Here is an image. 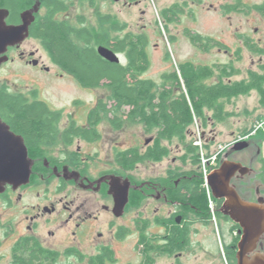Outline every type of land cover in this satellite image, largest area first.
Listing matches in <instances>:
<instances>
[{
    "label": "trees",
    "instance_id": "1",
    "mask_svg": "<svg viewBox=\"0 0 264 264\" xmlns=\"http://www.w3.org/2000/svg\"><path fill=\"white\" fill-rule=\"evenodd\" d=\"M38 1L40 7L44 9V14L35 15L29 29L30 36L39 40L51 61L70 74L81 87L90 90L104 88L107 94L104 99H98L89 110L86 126L83 127L68 116L69 125L60 132L57 124L63 117L62 110L48 107L39 99L37 90L26 93L12 92L9 86L2 82L0 119L13 133L22 137L29 158L38 148L53 146L59 135L63 144L69 146L76 139L88 143L99 141L101 133L98 128L103 122L113 130H119L127 123L140 125L144 134L152 136V142L143 150L135 147L114 152L113 159L117 168L112 172L122 176H127L128 171L141 163L161 162L168 156L164 142L179 141L186 146V154L190 156L192 167L186 172L170 170L162 181L167 187V199L177 205L175 210L178 212L177 215L182 217V223L177 225L174 220L175 226L168 230V223L173 219L157 218L154 221L137 219L134 227L139 234V240L135 249L141 255L138 264H155L158 256L165 254L171 257L188 250L192 232L189 218L194 217L205 226L211 219L210 194L205 187L198 150L186 141L190 137V129L195 120L199 122L203 132L226 120L231 116L226 106L233 99L249 95L251 92L258 94L259 103L264 108V64H260L257 71L248 70L246 78L241 80H232L240 74L233 60L212 66L178 64L176 65L178 71L163 72L158 82L153 81L143 78L150 67L146 53L148 46L146 37L128 31L126 23L120 22L110 14L96 12V22L93 25L88 24L87 19L79 15L76 23L72 24L58 18L60 13L69 10L71 3L68 4L67 0H1L0 5L8 10V22L14 24L19 22L21 13L30 10ZM78 1L81 4L88 1L91 6L96 2ZM190 3L201 5L203 0H184L161 11L160 16L166 30L169 24L178 22ZM220 9L225 15L232 13L247 15L254 12L264 18V0L254 5H245L243 0H233L231 4H223ZM186 36L191 45L203 52L212 49L227 50L224 45L210 37L188 30ZM238 38L251 53L263 55L264 51L251 38L245 35H239ZM168 41L174 43V38L169 36ZM101 46L115 53L120 58V63L112 64L105 61L97 51ZM240 51L239 48L233 53L237 61L241 58ZM165 58L170 61L168 52ZM37 152H40L36 154L40 157H49L47 153L43 155L42 151ZM68 157L70 161L80 162V157L76 153H71ZM262 165L259 178L264 185V162ZM32 169L33 172L39 171L35 166ZM38 178L32 173L31 183L36 182ZM132 193L131 200L141 201L145 198L139 191ZM213 202L217 209L215 211L217 221L231 223L238 233L239 226L219 213L221 200L213 199ZM163 223L167 231L150 233L151 228L162 227ZM127 234L128 229L122 227L117 238L122 240ZM239 237L238 234V238L224 247L229 264H236L235 244ZM74 254L79 263L84 261L82 254L79 252ZM58 258L55 252L33 249L27 251L24 258L15 257L10 264H58ZM113 263L114 255L107 248L88 262V264Z\"/></svg>",
    "mask_w": 264,
    "mask_h": 264
},
{
    "label": "rangeland",
    "instance_id": "2",
    "mask_svg": "<svg viewBox=\"0 0 264 264\" xmlns=\"http://www.w3.org/2000/svg\"><path fill=\"white\" fill-rule=\"evenodd\" d=\"M71 3L69 11L58 18L68 20L72 24L77 21V16L82 15L87 19L88 24H95L96 12L110 14L120 22L126 23L128 31L135 34L144 35L147 39L146 53L149 58V70L143 78L159 81L163 72L172 70L178 71V64L208 65L226 64L233 60L235 68L240 72L232 80L246 78L248 70H256L260 64H264V53L262 56L251 53L239 35L248 36L259 48L264 51V18L250 12L249 14L232 13L223 14L220 9L223 4H231L233 0H203L201 5L189 4L177 23L169 24L168 30L164 28L160 13L163 9L184 0H120L117 3L111 1L96 0L93 6L89 3L81 4L78 0H67ZM263 0H243L245 5L260 4ZM192 31L205 37H210L224 45L227 50L212 49L203 52L191 45L186 36V31ZM169 36L174 38V43L168 41ZM23 48L28 51H36L40 56L44 66L51 70L49 75L36 71L22 65L19 61L10 63L3 71H0V82L9 86L12 92L26 93L37 90L39 99L46 102L54 110H64V119L60 128L67 120V114L71 115L78 124L87 125V114L91 107L100 98L106 97V90L99 88L95 90L80 88L79 85L70 78H59L54 75L53 66L48 56L40 49V45L35 40H28L23 44ZM240 48V59L237 61L233 53ZM170 55V61L166 60V53ZM11 57H14L11 54ZM123 62V58H121ZM57 72H59L57 70ZM226 110L231 116L226 120L209 127L206 131L200 129V124L196 120L190 129V137L186 139L187 144L196 147L201 160L202 173H210L218 168L222 161L229 160L241 163L253 170L252 174L241 181L234 182L241 197L248 201H256L255 190L263 191L259 174L264 162V108L259 103V96L255 92L249 95L240 96L233 99L226 106ZM101 139L93 143L75 141L72 147L64 146L62 141L58 142L57 148L60 151L69 153L80 150L82 156L91 160V169L109 170L117 168L114 163V152L116 150H126L129 148H145L151 142V135L144 134L140 125L125 124L119 130H113L106 122L101 123L98 128ZM246 141L249 147L241 151H233V147L238 142ZM164 147L168 149V156L159 163L145 162L137 165L126 175L138 182L152 179L164 180L171 171H189L192 167L190 156L186 154V146L177 140L164 142ZM66 147V148H65ZM58 151V150H57ZM55 182L51 180L44 183V186L35 190H19L15 194L20 195L18 204L13 208L3 209L0 206V223L10 221L15 229V234H22L25 207L37 204V194L45 193L54 196ZM133 195V194H132ZM253 198L255 200H253ZM18 197H13L16 201ZM210 195L209 209L211 219L208 225L195 220L194 217L188 220L191 223L190 247L188 250L179 252L177 256L169 258L165 254L156 257V264H229L226 258L225 246H229L234 239L238 238V233L233 229L231 223L221 220L217 221L215 211L217 210ZM156 210L160 218L165 220L173 219L168 223V230L175 226L174 217L178 213L172 205L162 204L154 198L145 197L141 201L131 200L126 208V216L120 224L131 229L132 234L121 242L112 241L106 236L103 241L110 242L115 250L118 264H138L141 255L136 251L135 246L139 240V234L135 230L134 219H147L152 221ZM170 215V218H169ZM169 222V221H167ZM182 223V221H181ZM180 223V224H181ZM177 223V225H180ZM43 229V228H41ZM167 231V228L153 227L151 234H158ZM240 236V235H239ZM240 238V237H239ZM53 241V240H51ZM13 238L5 241L0 234V253L8 258ZM237 243L235 244L237 246ZM264 251V237L261 240ZM82 249V246L80 247ZM85 252V250H83Z\"/></svg>",
    "mask_w": 264,
    "mask_h": 264
},
{
    "label": "flooded vegetation",
    "instance_id": "3",
    "mask_svg": "<svg viewBox=\"0 0 264 264\" xmlns=\"http://www.w3.org/2000/svg\"><path fill=\"white\" fill-rule=\"evenodd\" d=\"M84 3H88V1H84ZM70 8L71 5L69 9ZM0 10L8 12V10L1 5ZM67 12L60 13L58 17ZM43 14L44 9L40 7L37 15L42 16ZM8 17L9 13L5 19L7 25L17 26L21 24V19L18 23H9ZM65 21L69 22L68 20ZM30 39L37 41L40 45V49L47 55L41 42L37 39H33L29 32V37H27L20 45L8 47L7 51L0 56V58L7 57L6 61L0 63V71H3L8 65H10V63L19 61L22 65L36 71L44 72L47 75L51 73V70L44 66L40 61V56L36 58V53L39 52L38 50L28 51L23 48V44ZM11 54H13L14 57H11ZM48 59L53 66V70L56 69L54 75L59 78L72 77L58 65L53 63L49 57ZM57 70L59 72H57ZM76 83L79 85L78 82ZM79 87L83 88L80 85ZM44 103L47 104L46 102ZM47 106L50 107L48 104ZM62 112L63 117L57 124L60 132L68 127L70 122L68 116L71 117L70 114H67V120L65 121V124H63L64 126L60 128L61 122L65 118L64 110H62ZM71 119L73 120L72 117ZM82 126L84 127V125ZM59 141H61L60 135L57 137L53 146L41 147V149L38 148L34 151L35 153L31 154L30 158L33 162V167L35 166V168L39 170L33 172L32 169V173L39 178L36 182L31 183L30 181L28 185L19 188V190H35L36 188L44 186V183L52 179V181L55 182L54 192L56 194L54 196L46 195V189L45 193H38L36 195L38 198L36 205L30 206L29 208L25 207L23 209L22 212L24 213V218L22 222L24 232L22 234L14 235L15 229L10 221L0 223V234L4 240L8 241L10 238H13L10 253L7 255L8 258L0 253V264H10L15 260V257L24 258L27 251L33 249L55 252L59 256L58 264H88L93 257L99 256L104 248L109 249L113 253L115 259V263L113 264H118L115 250L110 242H105L103 239L108 236L111 237L113 243L121 242L132 234L131 229L121 225L120 221L126 216V208L131 202L133 191H139L144 197L154 198L156 201H160L164 204V206L172 205L176 209L177 205L171 203V201L167 199V187L162 180L158 181V179H152L138 182L132 178H128V176H122L112 172L115 168L101 171L96 169L92 171L91 160H89L88 157L82 156V152L77 150L73 153L79 155L80 162L74 160L70 161L68 155L71 153L67 155V152L60 151L57 148ZM75 141L81 142V140L76 139L72 141L69 147H72ZM84 143L88 144V142ZM37 151H42L43 155L44 153H47L49 154V157H40L39 155H36L37 153H40ZM64 156H67V158H64ZM80 163L82 165L78 166ZM110 177L127 178L131 184L128 203L124 208L123 214L119 217L114 214V200L113 196L109 194V183L112 182ZM15 192L16 190L7 186L5 192L0 194V206L3 209L7 210L8 208H13L15 202L18 204L20 195L15 194ZM13 197H15V199L18 197V199L13 201ZM158 211L159 210H156L153 221L154 219L160 218L159 214H156ZM174 214L177 215L178 213ZM161 218L165 220L164 217ZM178 218H180L179 223H181L182 217L179 215H177L175 221ZM135 221L136 220L134 219V225ZM164 225L165 223H163V226ZM163 226L157 228H161L162 230L165 227ZM122 227L128 229V234L124 239L120 240L117 238V234ZM81 246L82 249L80 248ZM83 250H85V252ZM75 252H79L84 256V261L82 263H79L75 258ZM174 256L176 257L177 255L171 257ZM175 259L176 263L179 264L177 258Z\"/></svg>",
    "mask_w": 264,
    "mask_h": 264
},
{
    "label": "water",
    "instance_id": "4",
    "mask_svg": "<svg viewBox=\"0 0 264 264\" xmlns=\"http://www.w3.org/2000/svg\"><path fill=\"white\" fill-rule=\"evenodd\" d=\"M114 3L120 0H102ZM40 8L39 1L20 15L21 24L7 25V11L0 10V56L8 47L20 45L29 37V27L35 20ZM98 54L107 62L119 64L120 58L105 47H98ZM7 60L1 57L0 63ZM249 147L246 141L234 145L233 151H241ZM33 162L29 158L27 147L22 137L13 133L9 126L0 119V194L7 186L17 190L29 184ZM253 170L238 162L224 160L220 166L211 171L206 178L211 195L222 204L219 213L239 226V242L236 246V264H264V251L261 240L264 237V198L260 189L255 192L256 201H248L240 196L234 184L252 174ZM109 194L114 200V214H123L128 203L131 184L127 178L110 177ZM234 181V182H233ZM179 224L180 218L176 220Z\"/></svg>",
    "mask_w": 264,
    "mask_h": 264
},
{
    "label": "built area",
    "instance_id": "5",
    "mask_svg": "<svg viewBox=\"0 0 264 264\" xmlns=\"http://www.w3.org/2000/svg\"><path fill=\"white\" fill-rule=\"evenodd\" d=\"M208 174H209V172H208V173H203V177H204L205 187L207 188L208 191H210V190H209V187H208V185H207V182H206V178H207V175H208ZM209 194H210V192H209Z\"/></svg>",
    "mask_w": 264,
    "mask_h": 264
},
{
    "label": "clouds",
    "instance_id": "6",
    "mask_svg": "<svg viewBox=\"0 0 264 264\" xmlns=\"http://www.w3.org/2000/svg\"><path fill=\"white\" fill-rule=\"evenodd\" d=\"M210 192V191H209ZM210 195H211V192H210Z\"/></svg>",
    "mask_w": 264,
    "mask_h": 264
}]
</instances>
